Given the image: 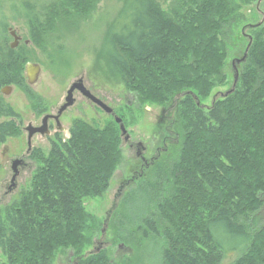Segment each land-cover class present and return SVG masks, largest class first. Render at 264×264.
<instances>
[{
	"label": "trees",
	"instance_id": "16d2710c",
	"mask_svg": "<svg viewBox=\"0 0 264 264\" xmlns=\"http://www.w3.org/2000/svg\"><path fill=\"white\" fill-rule=\"evenodd\" d=\"M97 1L59 0L46 10L45 23L21 17L37 41L53 18L70 9L85 15ZM163 1L171 2L169 12L161 10L159 0H123L98 53L107 79L122 84L139 106H165L184 94L177 106V153L159 164L152 181L136 187L140 196L153 193L149 204L157 225L144 223L154 234L155 226L164 228L162 264H220L227 253H239L234 264H264L263 26L250 30L233 93L207 110L201 107L214 89L228 82L231 88L233 78L225 69L228 37L244 22L242 8L256 0ZM5 28L1 22L0 91L23 89L24 61L10 48ZM247 47L239 40L233 51L242 54ZM0 118L8 119L0 123L4 145L18 134L19 116L0 99ZM36 156L40 164L30 186L0 213L6 264H52L60 249L81 258L100 232L83 201L107 192L123 159L120 132L113 122L99 129L76 121L66 142L54 143L47 157ZM224 233L239 240L230 252L221 241ZM79 264L112 262L101 252Z\"/></svg>",
	"mask_w": 264,
	"mask_h": 264
},
{
	"label": "rangeland",
	"instance_id": "374dc122",
	"mask_svg": "<svg viewBox=\"0 0 264 264\" xmlns=\"http://www.w3.org/2000/svg\"><path fill=\"white\" fill-rule=\"evenodd\" d=\"M58 1L0 0V23L6 25L9 45L14 42L8 33V29H11L20 38L16 49L22 55L24 67L31 63L41 69L34 86H28L24 76L23 89L12 86L8 96L0 93L3 105L9 106L19 116L15 121L18 134L9 138L4 145H0V213L15 203L20 194L30 186L40 164V158L35 155L47 157L54 143L66 142L74 122L82 121L99 129L108 123H114L111 115L75 94L76 105L68 109L60 119V126L64 129L63 134L59 135L60 138L50 141V138L35 136L31 141V151L27 153V126H40L46 115H56L65 102L67 91L82 78L86 88L91 89L96 97L122 119L129 141L125 143L120 134L123 159L114 171L105 195L83 201L86 212L98 221L100 232L92 236L81 258H77L70 250L60 249L52 264H79L81 259L101 252L106 253L112 264H162L161 256L166 242L164 228L155 226L156 232L159 231L154 234L150 231V224L144 223V220L155 221V224L157 222L152 215L155 210L149 204L152 197L150 195L153 193L140 196L141 192L136 190V187L140 182L152 181L153 172L159 164L177 153L180 144L177 106L184 94L174 96L165 106H139L122 84L107 79L105 66L98 60V53L104 48L102 44L105 33L120 11L123 0H98L93 9L85 15H78L70 9V13L67 12L68 14L58 19L53 18L52 27L46 28L41 39L36 41L29 32L28 19L21 16L27 14L29 19L34 18L45 23L48 20L46 10ZM159 4L161 10L169 12L171 2L159 0ZM29 7L32 13L25 12ZM257 7L259 6L255 2L242 8L244 22L238 29L233 30L230 39L228 37L229 51L225 59V69L230 78H233V65L238 71L239 65L236 62L245 55V52L238 54L233 51L236 42L243 40L249 44L250 30L263 22L261 15L256 12ZM261 9L264 14V4ZM229 90V82L214 89L201 103V107L209 109L215 101L222 99L220 95ZM7 121L8 119L0 118V123ZM130 143H141L146 147L147 151L143 155L148 160L154 159L158 150L167 152L159 157L160 160L154 165V169L147 171L134 186L127 187L119 195L117 191L120 181L128 179L131 174H139L143 166L135 157V152L128 150ZM16 160H22L25 167L18 168L19 174L15 187L12 188L11 166ZM261 199L264 202V195ZM262 210L264 215V206ZM221 241L227 252L239 243L238 239H228L225 233ZM238 256L239 253H227L220 264H234ZM0 264H6L1 250Z\"/></svg>",
	"mask_w": 264,
	"mask_h": 264
},
{
	"label": "water",
	"instance_id": "95a60500",
	"mask_svg": "<svg viewBox=\"0 0 264 264\" xmlns=\"http://www.w3.org/2000/svg\"><path fill=\"white\" fill-rule=\"evenodd\" d=\"M8 33L14 40V42L10 45V48L11 49H16V47L18 46V43L20 41V38L17 37L15 32H13L11 29H8ZM250 43H251V40H250ZM250 43L248 44V47L246 48L245 55L243 56V58L240 61L236 62L238 65L245 61L246 55H247V51H248V49L250 47ZM40 72H41V69L36 64L29 63V64H27L25 66L24 73H25V78H26L28 86L32 87V86H34L37 83V81L39 79ZM237 81H238V71H237L236 67L233 65V82H232L231 88L224 95H220V97L221 98H226L229 95H231L233 93L234 89H235ZM75 89H78L80 91V93L85 98H87L93 104L98 106L104 113H106L108 115H112L113 114L112 109L108 108L101 101H99L98 99H96L93 96H91L90 93L88 91H86L82 85L80 86V85H75L74 84L67 91V95H66V98H65L64 105L58 110V113H57L58 116H60L67 108H69V107H71L73 105L74 100L72 99V93L74 92ZM11 90H12L11 86L5 87V88H3L0 91V93L3 96H8L9 93L11 92ZM47 120H48V117H44V119L42 121V127L40 129H38V130H34L31 127L26 129V132L28 133V151H30V149H31V138L36 132L41 133L42 136L46 134L45 133V129H46ZM113 121L118 126L120 134H121V137H123L124 142H128L129 136L127 135V131H126V128H125V126H124V124L122 122V119L117 117V116H113ZM21 163H22L21 161H14L12 163V171H13V177H12V180H11L12 182L14 181V179L17 176V167L19 165H21ZM112 209H114V208H112ZM109 215H110V213L107 215L106 222H108Z\"/></svg>",
	"mask_w": 264,
	"mask_h": 264
},
{
	"label": "flooded vegetation",
	"instance_id": "af4514ba",
	"mask_svg": "<svg viewBox=\"0 0 264 264\" xmlns=\"http://www.w3.org/2000/svg\"><path fill=\"white\" fill-rule=\"evenodd\" d=\"M255 2H256V4H257V6H259V7L256 8V12H257L259 15H261V17H262V19H263V22H262V23H260V24H258V25L255 26L256 28H259V27H261V26L264 25V16H263L264 14H263L262 9H261V6H263V4H264V0H256ZM255 2H254V3H255ZM74 84H75V85H80V86L82 85V86L84 87V89L90 93L91 96H93L94 98H96V99H98L99 101H101V99H99L98 97H96V96L92 93L91 89H87V88H86V86L84 85V81H83L82 78H81V79H78ZM74 84H72V85H74ZM75 94H79V96H81L82 98H84L85 100H87L91 105L96 106V105L93 104L90 100H88L87 98H85V97L80 93V91H79L78 89H75L74 92L72 93V99L74 100L73 105H72L71 107L67 108V109H66V110H65L60 116L57 115L58 111H57L56 115H46L45 117H48V120H47V122H46V129H45V133H46V134L42 136L41 133L36 132V133L32 136L31 141H32L33 137L38 136V135L41 136V137L50 138V141H55L57 138H60L59 135H60V134H63V132H64V129L61 128V126H60V119H61L62 115H63L68 109H70V108H72L73 106L76 105V98L74 97ZM101 102L103 103V101H101ZM103 104H104V103H103ZM63 105H64V104H63ZM63 105H62V106H63ZM96 107L99 108L98 106H96ZM58 110H59V109H58ZM111 116H112V117H113V116H116V114L113 112V114H112ZM43 119H44V118H43ZM43 119H42V121H43ZM42 121H41V125H40V126H32L31 124H29V125L27 126V128L31 127V128L34 129V130H38V129H40V128L42 127ZM27 128H26V129H27ZM26 129H25V132H26ZM26 133H27V132H26ZM68 133L70 134V132H68ZM128 141H129V140H128ZM125 143H127V142H125ZM27 150H28V133H27ZM128 150H129V151H134V152H135V157H137V159H139V160L143 163V166H142V168H141V172H140L139 174H137V173L131 174V176H129L128 179H123V180L120 181V183H119V189H118V191H117V194H118V192H119V195H121L122 191H124L127 187H129V186H131V185L134 186V184H135L138 180H140V179L144 176V174H145L147 171H149V170H151V169H154V168H155L154 165L160 160L159 157L161 158L162 155H165L166 152H167V150H164V151H162V152L158 150V155H157L154 159H150V160H148V159L145 158L144 155H143V154L147 151V148L144 147L141 143H136V144L130 143V144L128 145ZM30 151H31V149H30ZM30 151H27V153H30ZM16 161H21V162H22L21 165H19V166L17 167V170H18L19 167H20V168H21V167H25V164H24V162H23L22 160H16ZM159 163H160V162H159ZM153 167H154V168H153ZM11 171H12V166H11ZM12 173H13V171H12ZM18 174H19V172H17V176H18ZM17 176H16V177H17ZM12 177H13V176H12ZM11 180H12V178H11ZM15 180H16V178L14 179L13 182L11 181V187H12V188L15 187ZM116 197H118V196L116 195Z\"/></svg>",
	"mask_w": 264,
	"mask_h": 264
},
{
	"label": "bare ground",
	"instance_id": "6f19581e",
	"mask_svg": "<svg viewBox=\"0 0 264 264\" xmlns=\"http://www.w3.org/2000/svg\"><path fill=\"white\" fill-rule=\"evenodd\" d=\"M114 207V206H113Z\"/></svg>",
	"mask_w": 264,
	"mask_h": 264
}]
</instances>
